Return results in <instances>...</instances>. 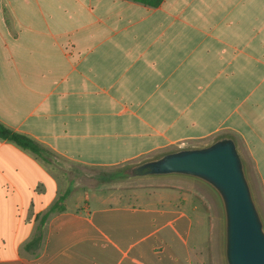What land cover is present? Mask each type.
Returning <instances> with one entry per match:
<instances>
[{"label": "crops", "instance_id": "crops-1", "mask_svg": "<svg viewBox=\"0 0 264 264\" xmlns=\"http://www.w3.org/2000/svg\"><path fill=\"white\" fill-rule=\"evenodd\" d=\"M0 121L52 153L0 138V264H192L188 209L86 189L70 205L60 160L118 167L231 134L264 200V0H0Z\"/></svg>", "mask_w": 264, "mask_h": 264}, {"label": "water", "instance_id": "water-1", "mask_svg": "<svg viewBox=\"0 0 264 264\" xmlns=\"http://www.w3.org/2000/svg\"><path fill=\"white\" fill-rule=\"evenodd\" d=\"M118 175L184 176L206 183L223 208L226 264H264V215L233 135L221 134L205 144L163 152L128 165Z\"/></svg>", "mask_w": 264, "mask_h": 264}, {"label": "rangeland", "instance_id": "rangeland-1", "mask_svg": "<svg viewBox=\"0 0 264 264\" xmlns=\"http://www.w3.org/2000/svg\"><path fill=\"white\" fill-rule=\"evenodd\" d=\"M241 150L244 154L243 148ZM142 160L145 159L134 163ZM60 161L61 170L69 168L71 170L69 175L74 176L78 184L70 198V205H74V202L83 197L84 189L87 190L86 200L92 202L97 201L95 192L102 191L112 195L117 202L180 204L190 211L194 219L192 264H226L223 208L216 192L206 183L184 176L126 178L118 175L121 169L134 163L118 167L90 168L62 159ZM247 168L256 200L264 215L263 196L258 183L251 175L248 162Z\"/></svg>", "mask_w": 264, "mask_h": 264}, {"label": "trees", "instance_id": "trees-1", "mask_svg": "<svg viewBox=\"0 0 264 264\" xmlns=\"http://www.w3.org/2000/svg\"><path fill=\"white\" fill-rule=\"evenodd\" d=\"M134 1L155 7L160 5L163 0H134ZM0 138L10 140L16 143L17 145L23 147L24 149H27L30 152L34 153L36 156L43 159L44 161L48 163H52V159H51L52 153L48 149L44 148L42 145H40L30 136L13 130L12 128L8 127L1 121H0ZM69 193H70V189H68L63 194H61L59 200L55 202L45 213H43L40 216L39 229L36 235L34 236V238L30 242H28L27 244L28 249L39 248L41 246L44 236V229H43L44 223L46 222L48 216L52 212L65 209V200L69 195Z\"/></svg>", "mask_w": 264, "mask_h": 264}]
</instances>
